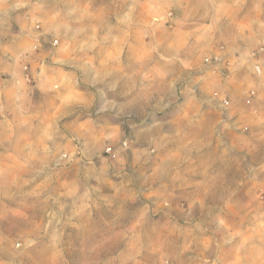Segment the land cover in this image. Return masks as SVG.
<instances>
[{
	"label": "rangeland",
	"instance_id": "obj_1",
	"mask_svg": "<svg viewBox=\"0 0 264 264\" xmlns=\"http://www.w3.org/2000/svg\"><path fill=\"white\" fill-rule=\"evenodd\" d=\"M250 23L257 37L229 53L225 32ZM237 74L249 82L243 105L262 117L264 0H0V264H177L219 252L202 243L218 229L188 228L194 220L239 228L243 254L264 259V179L244 182L241 198L208 200L157 172L171 156L159 143L171 112L203 95L236 109L224 86ZM37 83L62 96L55 109L76 95L77 107L17 118ZM209 201L226 213H202Z\"/></svg>",
	"mask_w": 264,
	"mask_h": 264
},
{
	"label": "crops",
	"instance_id": "obj_2",
	"mask_svg": "<svg viewBox=\"0 0 264 264\" xmlns=\"http://www.w3.org/2000/svg\"><path fill=\"white\" fill-rule=\"evenodd\" d=\"M232 23L235 25L234 23L237 22L226 20L220 26L226 29ZM257 29L258 27L250 23L239 33L225 32L224 38L231 40L232 49L228 52H237L245 38L248 41V38L257 37ZM13 67L17 70L15 65ZM4 69L10 75L9 84L16 90L15 80L18 78V71L13 73L11 66ZM245 82L248 87L249 82L247 83L241 74H237L231 83L224 86L232 93L231 97L238 102L236 109L228 111L219 102H214L210 96L203 95L186 97L185 104L171 112V121L162 128L161 133L164 134L159 142L161 149L171 151L170 158L162 157L157 167L161 182H185L188 187L192 186L195 190H199L202 186L203 192L198 195L212 200L216 197L241 198L248 192L243 188L244 182L264 179V115L254 116L252 110L243 105L241 89ZM41 89L40 83L32 87L33 103L28 107L18 105L16 109H12L17 118H43L54 110L65 114L77 107L76 95L74 101L65 100V103L69 102V104L64 103L60 108L55 109L51 103L60 100L62 96L50 95L49 92L43 95ZM123 91L125 94L129 92L127 81L124 82ZM19 94L21 91L17 93ZM240 125H249V132L246 134L239 132ZM210 204L201 207L202 213H226L224 205L215 202ZM185 210L188 214H198L200 206L188 205ZM178 213L180 212L176 211L177 215ZM180 219L183 217L177 216L176 227L182 225ZM186 223L188 228L190 225L199 228L201 224L204 230L218 229V235L215 237L212 234L204 235L202 243H217L219 252L198 253L194 250L185 257L178 256L177 264H263V258L255 260L252 256L243 254L242 234L237 231L239 228L230 227L226 221L217 225L210 220L202 223L195 220Z\"/></svg>",
	"mask_w": 264,
	"mask_h": 264
}]
</instances>
